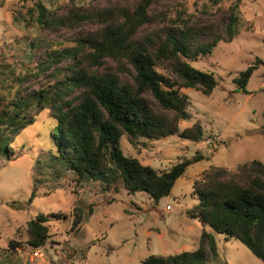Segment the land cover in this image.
Returning a JSON list of instances; mask_svg holds the SVG:
<instances>
[{
    "label": "trees",
    "instance_id": "1",
    "mask_svg": "<svg viewBox=\"0 0 264 264\" xmlns=\"http://www.w3.org/2000/svg\"><path fill=\"white\" fill-rule=\"evenodd\" d=\"M71 1L63 14L37 2L33 10L12 15L14 25L23 29L35 25L53 33L82 24H96L100 29L53 43L36 39L28 45V63L20 65L24 72L13 79L7 93H0V159L12 158L15 137L48 110L56 121L50 133L53 149L39 162L38 170L46 169L58 180L68 172L81 182L106 187L119 181L129 194L146 192L158 204L170 195L187 168L203 156L185 159L160 173L126 156L121 138L126 136L135 145L138 139L156 141L179 133L180 121L191 118L190 98L181 90L196 89L210 96L218 85L212 73L193 67L190 61L211 55L220 42H231L239 35L244 28L242 0L231 3L225 27L220 29L194 21L186 8L174 15L156 13L153 6L158 0L102 8ZM210 1L216 5L221 0ZM66 41L73 44L64 46ZM107 59L127 63L132 79L123 81L108 70L100 75L98 68ZM33 62L31 69L28 65ZM258 63L234 78L238 91L248 93L247 85ZM42 76L48 80L46 85L24 87L27 81ZM203 135L200 124L180 133L181 138L193 142L201 141ZM36 182L29 204L40 188ZM194 195L198 203L191 214L204 228L224 235L226 241L241 242L264 262L262 161L243 163L235 171L212 167L195 185ZM51 216L40 213L28 222L32 249L44 246ZM80 223L79 216L72 228ZM217 256L213 233L204 231L197 250L150 255L142 264H212Z\"/></svg>",
    "mask_w": 264,
    "mask_h": 264
},
{
    "label": "rangeland",
    "instance_id": "2",
    "mask_svg": "<svg viewBox=\"0 0 264 264\" xmlns=\"http://www.w3.org/2000/svg\"><path fill=\"white\" fill-rule=\"evenodd\" d=\"M79 3V0H74ZM234 0H158L153 9L174 15L186 8L194 21H203L220 29L225 27L227 9ZM42 2L50 10L63 14L71 0H0V93L5 94L27 64L28 45L36 39L58 42L88 35L100 29L82 24L73 29L49 32L32 26L14 25L15 11L26 13ZM86 7L102 8L116 4L133 6L134 0H82ZM244 28L231 42H220L211 55L190 61L202 71L212 73L218 82L210 96L196 89H182L190 98L191 118L180 121L179 133L156 141L138 139L132 145L126 136L121 147L126 156L139 160L157 172L169 171L185 159L202 155L203 159L187 168L170 195L158 204L146 192L129 194L121 182L106 187L81 182L71 173L58 180L48 170H38L52 148L50 133L56 126L45 110L33 125L23 130L12 143L10 160L0 159V264H142L150 255H175L195 251L204 231L215 238L218 256L212 264H264L237 240L204 228L192 216L198 203L194 187L205 179L212 167L235 171L243 163H264V0H242ZM73 43L64 42V46ZM247 91L237 90L234 78L257 63ZM126 63V62H125ZM35 63L28 66L32 69ZM130 66L107 59L98 72L116 73L123 81L132 79ZM47 78L27 81L24 87L46 85ZM78 91L75 93L77 94ZM200 124L199 142L180 137L185 129ZM43 173V174H42ZM36 179V180H35ZM40 188L31 204L28 200L34 183ZM171 208L168 209L167 207ZM52 215L44 246L32 249L28 244L27 224L38 214ZM81 223L73 229V221Z\"/></svg>",
    "mask_w": 264,
    "mask_h": 264
},
{
    "label": "built area",
    "instance_id": "3",
    "mask_svg": "<svg viewBox=\"0 0 264 264\" xmlns=\"http://www.w3.org/2000/svg\"><path fill=\"white\" fill-rule=\"evenodd\" d=\"M167 208H168V209H170L171 207H170V206H168Z\"/></svg>",
    "mask_w": 264,
    "mask_h": 264
}]
</instances>
